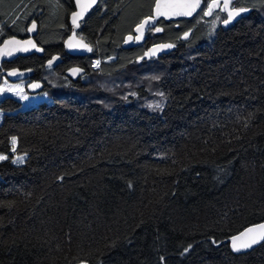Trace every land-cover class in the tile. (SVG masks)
I'll list each match as a JSON object with an SVG mask.
<instances>
[{
  "label": "trees",
  "instance_id": "obj_1",
  "mask_svg": "<svg viewBox=\"0 0 264 264\" xmlns=\"http://www.w3.org/2000/svg\"><path fill=\"white\" fill-rule=\"evenodd\" d=\"M244 1L210 40L194 18L158 20L124 50L155 0H98L76 28L86 82L66 60L44 101L0 100V264H264V241L229 243L264 221V0ZM73 11L0 0V22L21 37L35 20L44 49L15 67L60 55ZM157 43L173 49L142 60Z\"/></svg>",
  "mask_w": 264,
  "mask_h": 264
},
{
  "label": "water",
  "instance_id": "obj_2",
  "mask_svg": "<svg viewBox=\"0 0 264 264\" xmlns=\"http://www.w3.org/2000/svg\"><path fill=\"white\" fill-rule=\"evenodd\" d=\"M97 1L98 0H95V3L92 4L91 7H89L86 11H83V15L78 17L76 24H74L73 20H72V14L74 12H81L82 9L78 6L77 0H72L73 6H74V11L69 16V25L71 28V32L65 38V40L63 42V48H64L65 52H67L71 56L85 57L88 55V53L90 51L89 50L90 46L88 44H86L82 39H80L77 36L76 28H77V25H79V23L89 13V11L96 5ZM222 1L224 3L228 2L229 6H230L231 0H219V3H221ZM181 2H182V0H155L154 5H153V9H152V15H151L152 17L155 18L154 22H150L148 25H146L144 27V29H142L140 32H138L136 30L137 25H139L144 19L148 18L149 16L142 19L140 21V23H138L135 26L133 34L127 35L124 38V41L122 43V49L127 50L130 48H134L136 46L142 45L145 42V35L147 34L148 30L154 28L156 26L158 20H163L166 22L188 20V19L193 18L198 13V11L200 10V8L202 6V2H201L200 8L197 9V11L194 12L191 16L179 15L177 13L180 11V9L170 7V5L179 4ZM211 2L212 1H210L209 3H211ZM81 3H90V0H81ZM157 3H159L161 5L160 10L162 12L167 13L166 15H157V12H156V4ZM218 9L219 8H214L213 13L215 11H217ZM222 12L227 13L228 10H225ZM211 16L212 15L204 16V17L210 18ZM236 18H237V16H235L229 23H231ZM33 23L35 24L34 29L32 27ZM26 35H27L26 39L21 40V39L14 38V37L13 38H7L0 44V64L3 61H10V60L17 58V57H24V56L31 55L32 53H36L38 56H41L43 54V49L38 47L37 44L35 43V40H34L35 36L37 35V24L35 21L30 22L29 25L27 26ZM137 37H139V39H137ZM13 39L20 41L21 43L19 45L9 44L8 47L5 48L4 42L8 41V40H13ZM25 41H31L32 44L35 45V47H32V44H25L24 43ZM69 42H71V45H72L71 47L69 46ZM161 45H171V44H169V43L153 44L146 49L145 54L143 55V57L141 59L146 60V59L157 58V57L161 56L162 54L168 53L169 51H171L173 49V46L172 47H161ZM25 48H26V50H23ZM37 49H39V50H37ZM4 53H8V54H4ZM53 58H55V59H53ZM49 61H52L51 64H49ZM60 62H61V59L59 58V56L55 55V56H52L46 62V66L48 69H54L60 64ZM74 69H76L77 71L73 72ZM32 73H33V71L30 69L29 70H19L18 68H15V69L9 70L7 72V76L12 81H19V80L29 78L32 75ZM85 73H86L85 69H83L82 67H79V66H71L64 71L65 77L73 83L80 80V78L82 76H84ZM42 89H43V85L41 84V82L33 81L28 85L27 91L29 92V94H36L38 92H41ZM260 224H264V221L261 223L249 226L234 236H239L246 229L260 225ZM250 235H252V234H250ZM231 238L229 240L230 247H231V250L233 251V253H236V254L245 253V252L253 249L255 246L259 245L260 243H262L264 241V240H261L260 242L253 244L251 247H247V248L241 247L239 251H234L233 247H232V239ZM247 239H248V237H242L240 241H237V245L238 246L242 245Z\"/></svg>",
  "mask_w": 264,
  "mask_h": 264
},
{
  "label": "flooded vegetation",
  "instance_id": "obj_3",
  "mask_svg": "<svg viewBox=\"0 0 264 264\" xmlns=\"http://www.w3.org/2000/svg\"><path fill=\"white\" fill-rule=\"evenodd\" d=\"M210 1H212V0H202V6H201L200 10L198 11V13H197L194 17H196V16H203V17H204V15H202V12L205 11V9H206V4L209 3ZM220 4L223 5L224 2L222 1ZM245 5H246V3H245L244 0H231V2H230V8H241V7H243V8H246V9L249 10V8H247ZM245 12H247V11H245ZM245 12L240 13V14L237 16V18H236L235 20H233L231 23H228V24H224V23H223V20L227 17V13H226V12H222V11L220 10V8H219L217 11H215V12L212 14V16H211L210 18H205V17H204V18H205L206 20H209V19H211L212 17H214L215 15L217 16V14H218V16L220 17L219 27L221 28V27H224V26H226V25H229V24L234 23V22L237 21L239 18H241V16H242ZM33 21H35V20H33ZM30 22H32V20H31ZM35 22H36V21H35ZM68 22H69V20H68ZM157 23H158V21H157ZM4 24H5V21L0 22V44H1L5 39H7V38H13V37H14V38H18V39H21V40L27 38V35H26V28H27V26H28L29 24L26 25V27H25V34H24L23 36H21V37H15V35L12 34V30H11V29L14 27V24H15V16H14L13 19H11L10 23H8L7 25H6V24L4 25ZM36 24H37V22H36ZM77 27H78V26H77ZM156 29H158L157 24H156V26H155L154 28L149 29L148 32H147V34L150 33V32H153L152 30H154L155 32H158ZM38 35H39V32H38V24H37V35L35 36L34 40H35V43L37 44V46L40 47V48H42V47H41L40 45H38V43H37V37H38ZM65 38H66V37H65ZM42 49H43V48H42ZM62 49H63V50L61 51L60 55H57V56H59V58L61 59V62H60V64H59L58 66H61V65L63 64V62L66 61V60H67L68 62H70V64L73 63L72 65H69L68 67L64 68V69H63L64 71H65L67 68L71 67V66H79V65L76 64V63L84 64V62H85L87 56H85V57L71 56L70 54H68L67 52H65L63 46H62ZM43 55H44V49H43V54H42L41 56H38L36 53H32L31 55H28V56L17 57V58H14V59L10 60V61H3V62H1V64H0V85H2L3 83H6L7 86H15V84L22 83V85H23V89H24L27 93H29V92L27 91L28 85H29L31 82H33V81H39V82H41V84L43 85V89H42V91H43V90H44V87H45V85H46L45 81H46V79H47L48 74H49L52 70H55V69L58 67V66H57V67L54 68V69H48V68H47V66H46V62H47L52 56L49 57V58H47V59H44V60L42 61V63H40V65H39L38 67H35V69H32V68L30 69V68H29L30 70L33 71L32 75H31L29 78H26V79H23V80H19V81H12V80H10V79L8 78V76H7V72H8L9 70H11V69H15V68H18V67H15V63H18V62L21 61L22 59H28V58H33V57H42ZM54 56H55V55H54ZM99 61H100V60H99ZM90 62H92V60H91ZM79 67H80V66H79ZM18 69H19V70H29L28 68H18ZM64 71H63V72H64ZM42 72L44 73V76H42V74H41ZM42 91H41V92H42Z\"/></svg>",
  "mask_w": 264,
  "mask_h": 264
},
{
  "label": "snow or ice",
  "instance_id": "obj_4",
  "mask_svg": "<svg viewBox=\"0 0 264 264\" xmlns=\"http://www.w3.org/2000/svg\"><path fill=\"white\" fill-rule=\"evenodd\" d=\"M202 0H182L179 4L170 5V7L178 8L180 11L177 13L179 15H186L191 16L194 12L197 11V9L200 8ZM95 3V0H90V3H81V0H77L78 6L82 9L81 12H74L72 14V20L73 23L76 24L77 18L83 15V11H86L89 7H91L92 4ZM214 8H220L221 11L228 10L227 17L223 20L224 24H228L235 16H238L240 13L247 11L246 8H230L229 3L225 2L223 5L219 3V0H212L211 3L206 4V10L202 12V15L204 16H210L213 13ZM161 5L159 3L156 4V12L157 15H166L167 13L162 12ZM154 17L149 16L148 18L144 19L139 25H137V31L140 32L146 25H148L150 22H154ZM216 19H220V17L217 15ZM78 26V25H77ZM33 29L35 28V24L32 25ZM159 31V29H156ZM187 33H185V38L187 37ZM139 39V37H137ZM21 42L17 40H8L4 42V47L7 48L9 44H17L19 45ZM25 44H32L31 41H25ZM69 46L71 47V42H69ZM173 45H161V47H172ZM32 47H35L34 44H32ZM23 50H26L23 49ZM39 50V49H37ZM90 50V49H89ZM8 54V53H4ZM55 59V58H53ZM52 61H49V64H51ZM99 64V62H97ZM77 71L76 69L73 70V72ZM23 99H27V97H22ZM13 144V150H15V144L16 139H12ZM7 159L6 156H0V160ZM16 162H23V158H18V160L13 161V163ZM252 234V235H250ZM242 237H248V239L240 246L237 245V241H240ZM232 247L234 251H239L241 247L247 248L251 247L253 244H256L260 242L261 240H264V224H260L251 228L246 229L244 232H242L239 236H233L232 238ZM215 243V242H214ZM187 251V250H186ZM163 259V258H162Z\"/></svg>",
  "mask_w": 264,
  "mask_h": 264
},
{
  "label": "rangeland",
  "instance_id": "obj_5",
  "mask_svg": "<svg viewBox=\"0 0 264 264\" xmlns=\"http://www.w3.org/2000/svg\"><path fill=\"white\" fill-rule=\"evenodd\" d=\"M216 17L217 16L215 15L214 17H212L209 20H206L203 16L193 17L194 23H196L197 25L200 26L202 33L204 35V38L206 40H210L214 36L216 30L220 28L219 27L220 19H216ZM152 31H154V30H152ZM148 34L151 35L152 32H150ZM146 38H147V34L145 35V39ZM95 61L99 62L98 66H100V61L97 59H95ZM93 65H95V63L90 62V68L92 70H99V67L97 69H94ZM49 75H50V79H51V82H49L50 84L52 83V81L62 82V79L59 78L56 73L48 74L47 79L49 78ZM78 81H81L82 83H84V82H86V77L83 78V76H82L80 78V80H78ZM25 96L27 97V99L22 98ZM7 97H11V98H14V99L20 101L22 106L27 107V108L35 105L38 102L44 101L46 99L45 93H39V94L27 93L23 89L22 83L15 84V86H7L6 83H3L2 85H0V100L7 98ZM149 104L153 105L154 107L159 106V104L154 105L151 102H149ZM151 108H152V106H151ZM80 264H84V263H80Z\"/></svg>",
  "mask_w": 264,
  "mask_h": 264
},
{
  "label": "built area",
  "instance_id": "obj_6",
  "mask_svg": "<svg viewBox=\"0 0 264 264\" xmlns=\"http://www.w3.org/2000/svg\"><path fill=\"white\" fill-rule=\"evenodd\" d=\"M92 63H95V65H93V68L94 69H97L99 67L98 64H97V62L95 60H93Z\"/></svg>",
  "mask_w": 264,
  "mask_h": 264
},
{
  "label": "bare ground",
  "instance_id": "obj_7",
  "mask_svg": "<svg viewBox=\"0 0 264 264\" xmlns=\"http://www.w3.org/2000/svg\"><path fill=\"white\" fill-rule=\"evenodd\" d=\"M98 71V70H97Z\"/></svg>",
  "mask_w": 264,
  "mask_h": 264
}]
</instances>
